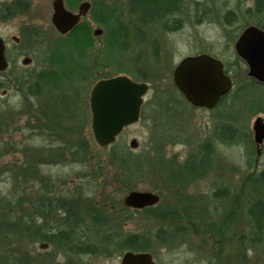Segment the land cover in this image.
I'll use <instances>...</instances> for the list:
<instances>
[{
    "label": "rangeland",
    "instance_id": "374dc122",
    "mask_svg": "<svg viewBox=\"0 0 264 264\" xmlns=\"http://www.w3.org/2000/svg\"><path fill=\"white\" fill-rule=\"evenodd\" d=\"M52 2H41L42 12L38 9L26 17L0 20V37L6 40L11 57L9 69L0 73V197L6 199L0 201V239L6 233L5 214L23 219L28 225L31 221L36 226L42 224L35 206L46 189L67 200H78L75 205L80 207L79 214L85 225L80 230L95 243L96 253L90 256L72 250L68 256L65 247L49 242L30 246L28 230L25 235L18 234L25 238V246H22L25 253L36 259L47 255L42 259L43 264H121L124 253L115 248L110 249L111 257L101 255L99 238L84 216V208L91 203L102 208L111 223L118 217L128 218L126 225L120 227L122 233H151L161 227L176 231L169 246H152L158 264H264V231L257 240L246 211L248 200L255 195L254 179L264 171V113L250 108L256 94L264 91L259 88L241 90L250 83L249 68L235 51V44L247 27L264 24V7L261 14H256V0H184L182 10L175 16L180 26L167 31L161 23L141 25L138 17L128 12L126 0H117V8L123 10L118 19L128 27L130 39L123 52L106 56V60L113 59L111 64L102 66L97 62L103 58L107 29L87 18L91 26L86 30L81 26L74 33V38L87 50L89 57L84 63L91 67L89 73L99 69L98 75H127L138 81L134 73L141 72V79L155 83V88L148 83L150 90L145 97L141 120L125 128L115 142L122 150L121 155L148 156L150 162H159L162 157L181 163L199 142L207 139L213 142L206 177L185 182L184 188L177 192L166 187L153 169L130 180L113 168L107 169L110 171L109 175L106 173L107 178L99 172L102 177L96 181L95 175H91L87 157L92 152L98 157L93 162L101 160L105 164L106 161L91 128L90 93L96 82L93 78L78 83L68 81L62 90L56 89L50 94L43 92V84L39 86V93L36 84L35 75L56 70L50 59L64 39L51 23ZM27 26H34L38 32L27 33ZM99 27L104 33L93 35V31L101 29ZM203 54L225 64L233 81L228 105L212 110L197 109L171 89V85L174 86L171 72L175 66L185 57ZM25 57L32 58L28 66L22 63ZM29 87L39 94L30 95ZM61 99L66 100L65 110ZM48 115L60 118L61 128L57 127L55 139L38 128L37 119ZM226 119L239 130L237 142L228 144L216 140L214 126ZM133 138L139 142L135 150L128 144ZM77 140L85 145L86 155L83 151L76 158L69 150L78 148ZM53 161L64 163L49 164ZM29 162H35L33 177L25 172L24 179L18 180L16 171ZM127 182L134 186L132 191H151L159 195L160 201L153 207L158 208L146 212L125 207L124 199L131 192L127 191ZM218 189L228 195L215 199L213 193ZM260 189L259 196L264 200V183ZM20 199L24 201L19 208L16 205ZM58 216L63 213L52 211L51 221L61 218ZM205 222H210V226L215 223L216 228L208 231ZM42 244L48 246L42 249Z\"/></svg>",
    "mask_w": 264,
    "mask_h": 264
},
{
    "label": "trees",
    "instance_id": "16d2710c",
    "mask_svg": "<svg viewBox=\"0 0 264 264\" xmlns=\"http://www.w3.org/2000/svg\"><path fill=\"white\" fill-rule=\"evenodd\" d=\"M128 4L129 9L137 13L138 21L141 25L161 23L167 31H174L178 28V26H180V20L175 16H177V14L182 10L184 0H129ZM255 7V13L261 14L264 7V0H256ZM228 15H230V13ZM227 21L230 22L229 19H227ZM98 22L101 26L107 29L103 46L104 49L102 51L103 58L98 59L97 62L99 66H102L104 64H111L113 60L111 58L106 60V56L108 57L109 55H113V53L123 52L126 43L130 39V35L127 33L128 27H125L118 17L109 16L107 18H100L98 19ZM172 22L173 26L171 25ZM177 22L179 24H177ZM256 24L264 30V24ZM88 37L90 39L92 37L91 34H89ZM78 42L79 41L70 33L64 37V39L60 40L59 47L54 50L50 59L56 70L54 69V72L43 71L35 75L38 92L40 91L39 86L41 84H43L44 87L43 92L50 94L53 90H62L66 87L68 81H71V83H78L82 79L87 81L90 78H93V81L97 82L101 79L103 80L114 77L107 74L98 75L99 73L97 72L99 69L89 73L88 70L91 67L85 66L84 63L89 57L86 53L87 50ZM94 62L95 61H92L93 64H95ZM71 66H73V69L70 68ZM125 72L128 73L129 71ZM171 73L173 76V71ZM134 75L135 79L138 81H145L141 79L143 77V73L135 72ZM160 75L164 76L162 73ZM146 83L151 84V88H155V83L153 81H147ZM31 88L32 87H29L30 95L33 94L34 96H37V94L40 93L32 92ZM253 88H259L264 91V83L250 77V83L241 90H254ZM171 89L178 92L173 85H171ZM179 95L181 94L179 93ZM230 95L231 92L222 97L218 106L228 105L227 100ZM256 95L257 96L253 98V103L250 108H256L252 109L254 112L264 113V92L257 93ZM64 100L65 99H61L60 104L65 110L66 100ZM247 108H249V106H247ZM143 113L144 111L142 110V115ZM54 115H57V113H54ZM59 122L60 118H54L52 115L43 116L42 118L37 119V124H39L38 128H40L41 131H47L48 135L46 136H50L52 139H55L54 136L58 131L57 127L60 126ZM213 130L216 140L219 142L229 144L230 142L234 143L238 140L239 130L231 124L230 120L228 121L226 119L217 122ZM77 142L79 145L78 148L75 146V148L72 147L69 150V153L76 158L80 156L83 151V154L85 153L86 155L85 145L80 143L78 140ZM74 149H77V151L73 152ZM213 149V142L207 139L201 143L199 142L192 152H189L186 160L181 163L177 162L175 159L165 160L162 157L159 158V162H150L148 156L143 158H131L126 154L121 155L122 150L120 146L114 143L107 149H99L100 153L106 157L105 164L101 160L93 162V160L98 158L95 152H92L87 157V164L92 171L91 175H95L96 181L102 177H99L100 175H104V177L107 178V175L110 173V171L107 170L108 168H113L116 169L117 172H122L126 176L127 180L138 177L140 173H149L150 170L153 169L154 172L157 173V175L164 181L163 184H165L166 187L177 189L178 192L179 189L184 188L185 182H191L193 180H199L206 177L208 174L207 169L211 164L210 161L212 159ZM53 163L61 164L64 162L53 161L49 164ZM84 163H86V161H83V164ZM33 164H35V162H29L25 167L23 166L19 171H16L15 176L18 180H21V178L24 179V175L26 174L25 172L33 177ZM99 172L100 175H98ZM263 178L264 171L260 172V174L254 179L256 187L253 191L255 195L252 199L248 200L250 201V204L246 210L250 223L253 227L252 232L254 236L256 235L257 240H259V236L264 231V200L261 196H259L262 194L260 188L264 183ZM125 186L127 191L135 189L131 184ZM220 191L221 190L218 189L215 193H213V197L215 199H223L228 195L227 193H222ZM2 198L4 197L1 195L0 201L3 202L6 200ZM23 201L24 199H20L16 206L20 208ZM36 202L35 208L37 209L36 211L39 213L42 221L40 226H36L32 221V224L28 225L25 221H23V219H14L9 214L4 215L3 220L6 233H4L5 235L3 234V239H0V250H6L5 252H0V264H43L42 259H45L47 255H44L41 258L39 256L36 259V257H32L28 252L25 253L22 249V246H25V238H23V236H18V234L25 235L27 230L31 233V237L28 238L29 241L27 242L30 246L35 245L36 243L49 242L50 244L57 245L58 247H65L67 249L68 256H71L73 253L72 250L76 251L78 254H89L90 256L96 253L95 243L92 240H88V237L84 233L85 231L82 232L80 230L82 228L81 226L85 225L82 223V217L79 214L80 207L77 208L75 205V203L78 202L77 199L74 198L67 200L65 197L57 196L55 192L52 193L45 189L44 195ZM182 202H184V200H182ZM7 204L8 203L5 204L6 207ZM157 208L150 207L146 208L145 211L150 212L152 210H156ZM84 210L85 219L91 225L92 229H94V233H96L99 238L97 244L100 245L101 255L106 258L111 257V248H115L120 253H124L126 251H146L152 253V246L154 244L163 247L169 246L174 241V237L177 235L176 231L172 232L165 227L158 228L151 233H122V229L120 227L126 225L129 220L128 218L118 217V219L112 220L111 223L109 218L110 216H108L102 208H99L96 204L92 203L90 205L88 204ZM52 211H55L56 214L62 212L63 216H58L61 218H54V220L51 221L50 215ZM209 223L210 222L204 223L206 229L208 231L214 230L216 228L215 223H213L212 226L208 225ZM16 251H18V253H16ZM68 264H72V262H69Z\"/></svg>",
    "mask_w": 264,
    "mask_h": 264
},
{
    "label": "water",
    "instance_id": "95a60500",
    "mask_svg": "<svg viewBox=\"0 0 264 264\" xmlns=\"http://www.w3.org/2000/svg\"><path fill=\"white\" fill-rule=\"evenodd\" d=\"M62 0L53 4L52 24L58 33L68 34L78 24L80 16L68 12ZM97 36L102 31L95 32ZM235 51L245 61L250 77L264 83V30L258 26L247 27L239 36ZM5 40L0 37V73L8 70ZM32 59L25 57L23 65L31 64ZM224 63L210 55L189 56L182 59L173 71V82L176 90L184 96L193 107L212 110L222 97L233 89V81L225 72ZM150 85L133 81L127 75H117L99 80L90 93L91 128L97 146L107 149L116 142L123 130L140 120L145 97ZM264 132V131H263ZM138 140L133 138L128 143L130 148L138 149ZM160 196L151 191L134 190L125 199V207L143 210L156 206ZM48 245L42 244L44 249ZM121 264H158L152 253L126 251Z\"/></svg>",
    "mask_w": 264,
    "mask_h": 264
},
{
    "label": "flooded vegetation",
    "instance_id": "af4514ba",
    "mask_svg": "<svg viewBox=\"0 0 264 264\" xmlns=\"http://www.w3.org/2000/svg\"><path fill=\"white\" fill-rule=\"evenodd\" d=\"M43 1L44 0H0V20H8L20 16L26 17L27 15H29V13H33L38 9H41L42 12L43 6L41 2ZM55 1L56 0H53L52 2V9ZM116 1L117 0H62L61 2H63L64 8L68 12L80 16L78 24L69 33L72 34L74 37V33L78 32L81 26H84L83 29L85 30L88 29L91 25L87 23V18L88 19L92 18L95 25H100V23L98 22V19L100 18H107L109 16L120 17L123 13V10L117 8ZM126 2H127L128 12L132 14L133 11L129 9V4H128L129 0H126ZM53 12H52V16H53ZM91 21L92 20H90V22ZM51 22H52V17H51ZM98 30L102 31V34L104 33L102 28ZM26 31L29 34L38 32V30L34 28V26H29V27L27 26ZM96 31L97 30L93 31V35L95 36H96L95 34ZM69 33L65 35H62L60 33L59 34L63 37H66L67 35H69ZM17 42L19 44L20 40L19 41L17 40ZM5 44H6L5 57L7 58L10 65L11 57L8 56L9 54H8V47L6 40H5Z\"/></svg>",
    "mask_w": 264,
    "mask_h": 264
},
{
    "label": "bare ground",
    "instance_id": "6f19581e",
    "mask_svg": "<svg viewBox=\"0 0 264 264\" xmlns=\"http://www.w3.org/2000/svg\"><path fill=\"white\" fill-rule=\"evenodd\" d=\"M131 11H133V10H131ZM132 15H135V16H138L134 11L132 12ZM174 71V70H173ZM172 79H173V76H172ZM174 83V82H173ZM175 86V85H174ZM175 89H177V88H175ZM178 92H179V90H177ZM180 93V92H179ZM181 94V93H180ZM182 95V94H181ZM183 96V95H182ZM183 98H184V96H183ZM185 99V98H184ZM186 100V99H185ZM187 101V100H186Z\"/></svg>",
    "mask_w": 264,
    "mask_h": 264
}]
</instances>
